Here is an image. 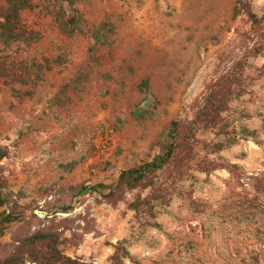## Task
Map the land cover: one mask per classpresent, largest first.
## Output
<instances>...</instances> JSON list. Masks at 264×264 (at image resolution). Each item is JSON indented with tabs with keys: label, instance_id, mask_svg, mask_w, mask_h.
I'll list each match as a JSON object with an SVG mask.
<instances>
[{
	"label": "rangeland",
	"instance_id": "obj_1",
	"mask_svg": "<svg viewBox=\"0 0 264 264\" xmlns=\"http://www.w3.org/2000/svg\"><path fill=\"white\" fill-rule=\"evenodd\" d=\"M32 2L22 21L40 38L0 45L10 70L0 82V190L10 215H27L0 238V261L19 241L53 233L64 255L92 264H111L119 243L134 258L124 264H264V194L253 186L264 176V0L250 1L259 24L234 18L236 0H76L83 31L73 37L55 20L60 6L73 15L67 3ZM105 21L114 43L94 56L89 30ZM233 72L246 93L224 116L257 141L238 136L211 158L240 171L192 172L179 184L189 196L174 195L149 225L128 209L149 189L115 203L88 193L64 212L82 186L115 185L152 160L171 123L193 121Z\"/></svg>",
	"mask_w": 264,
	"mask_h": 264
},
{
	"label": "trees",
	"instance_id": "obj_2",
	"mask_svg": "<svg viewBox=\"0 0 264 264\" xmlns=\"http://www.w3.org/2000/svg\"><path fill=\"white\" fill-rule=\"evenodd\" d=\"M67 3L73 15L68 16L65 8L60 6L55 13L59 31L62 35L73 37L82 33L80 28L83 23L82 15L74 7L76 0H58ZM251 0H236L234 18L242 15L252 23H260L261 19L253 13ZM34 9L32 0H0V45L12 46L18 42L30 44L37 41L40 36L36 32L27 30L22 21L25 11ZM94 44L90 52L95 56L98 48L110 47L116 35L115 26L105 21L89 30ZM10 75L9 67L5 62H0V82ZM141 87L149 90L148 82ZM246 93L241 73L233 72L226 77L207 97L203 107L198 111L193 121L184 124L182 121H173L156 143L158 153L150 161L144 162L134 168L123 171L115 185L98 184L95 186H82L69 206H64V212L74 208L75 199L93 193L109 202L121 201L127 191L136 189H149V194L136 198L128 209L137 215H146L147 224L156 219L157 208L167 207L174 195L186 199L189 194L179 184L190 177L192 172H199L207 176L217 170H227L235 175L241 170L236 165H231L217 156L225 149L237 143V137L242 139L252 138L257 141V132L242 128L236 131L227 120L225 113L231 109V103ZM213 134L221 138L217 142H205L200 135ZM200 137V138H199ZM202 149V150H200ZM202 151V152H201ZM7 152L0 149V160L6 158ZM254 189L259 194H264V176L254 181ZM4 205L0 191V207ZM191 205H197L192 202ZM236 205H243L249 210L257 209L253 202L243 201ZM10 218L6 219L9 222ZM155 224H153L154 226ZM156 227H159L157 224ZM125 259L134 262L128 250L119 243L115 246L111 264H124ZM92 264L80 259H72L63 254L60 249V239L53 233H36L18 242L14 252L2 259L0 264Z\"/></svg>",
	"mask_w": 264,
	"mask_h": 264
},
{
	"label": "water",
	"instance_id": "obj_3",
	"mask_svg": "<svg viewBox=\"0 0 264 264\" xmlns=\"http://www.w3.org/2000/svg\"><path fill=\"white\" fill-rule=\"evenodd\" d=\"M4 159L5 158L1 159L0 160V163L3 162ZM1 197H2V201L4 202L2 193H1ZM8 217L10 218V221L9 222H6V219ZM26 217H27L26 214H24L22 216L10 215L8 213L7 208L5 206V203H4V205H2L0 207V238L2 236H4L9 231L10 227L13 224H15L16 222H19V221H25Z\"/></svg>",
	"mask_w": 264,
	"mask_h": 264
}]
</instances>
